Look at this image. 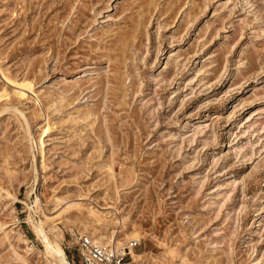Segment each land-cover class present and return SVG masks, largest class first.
<instances>
[{
	"label": "rangeland",
	"instance_id": "374dc122",
	"mask_svg": "<svg viewBox=\"0 0 264 264\" xmlns=\"http://www.w3.org/2000/svg\"><path fill=\"white\" fill-rule=\"evenodd\" d=\"M40 221L264 264V0H0V264H55Z\"/></svg>",
	"mask_w": 264,
	"mask_h": 264
},
{
	"label": "built area",
	"instance_id": "2783aa9c",
	"mask_svg": "<svg viewBox=\"0 0 264 264\" xmlns=\"http://www.w3.org/2000/svg\"><path fill=\"white\" fill-rule=\"evenodd\" d=\"M138 242L128 239L123 247L104 243L90 236L87 232L75 233L73 250L78 264H131L130 249Z\"/></svg>",
	"mask_w": 264,
	"mask_h": 264
},
{
	"label": "bare ground",
	"instance_id": "6f19581e",
	"mask_svg": "<svg viewBox=\"0 0 264 264\" xmlns=\"http://www.w3.org/2000/svg\"><path fill=\"white\" fill-rule=\"evenodd\" d=\"M42 142H43V140H42V138H40V143H42ZM34 228H35L36 233L41 237V240H43L44 247H45L44 249H45L46 253L49 256H51V258L54 259L55 264H70L69 261L67 260V257L65 255L62 247L58 243L53 242L48 238V235H46V233L44 232V229L42 227V222L41 221L36 222L34 225ZM98 239L106 240V236H99ZM117 240H119V239H117ZM104 243H106V242H104ZM113 243H115V246L120 245V243L116 240H114ZM130 257H131V255H130Z\"/></svg>",
	"mask_w": 264,
	"mask_h": 264
}]
</instances>
